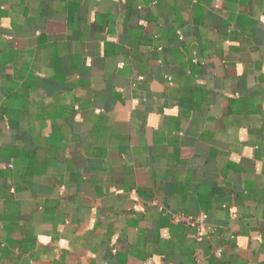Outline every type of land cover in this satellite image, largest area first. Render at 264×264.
I'll use <instances>...</instances> for the list:
<instances>
[{
    "label": "crops",
    "instance_id": "0c3cea01",
    "mask_svg": "<svg viewBox=\"0 0 264 264\" xmlns=\"http://www.w3.org/2000/svg\"><path fill=\"white\" fill-rule=\"evenodd\" d=\"M147 258L264 264V0H0V264Z\"/></svg>",
    "mask_w": 264,
    "mask_h": 264
},
{
    "label": "built area",
    "instance_id": "2783aa9c",
    "mask_svg": "<svg viewBox=\"0 0 264 264\" xmlns=\"http://www.w3.org/2000/svg\"><path fill=\"white\" fill-rule=\"evenodd\" d=\"M198 219H199L200 221H202V217H199ZM137 264H162V263L157 262V261H155V260L152 259V258H147V259H144V260L140 261V262L137 263Z\"/></svg>",
    "mask_w": 264,
    "mask_h": 264
},
{
    "label": "clouds",
    "instance_id": "9594fccd",
    "mask_svg": "<svg viewBox=\"0 0 264 264\" xmlns=\"http://www.w3.org/2000/svg\"><path fill=\"white\" fill-rule=\"evenodd\" d=\"M4 26H8V22H7V21L4 22ZM154 259H155V258H154Z\"/></svg>",
    "mask_w": 264,
    "mask_h": 264
}]
</instances>
